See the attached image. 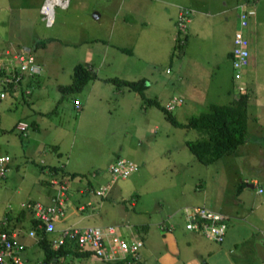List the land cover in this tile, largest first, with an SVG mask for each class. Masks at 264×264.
<instances>
[{
	"label": "rangeland",
	"instance_id": "1",
	"mask_svg": "<svg viewBox=\"0 0 264 264\" xmlns=\"http://www.w3.org/2000/svg\"><path fill=\"white\" fill-rule=\"evenodd\" d=\"M190 1L66 0L45 15L40 0H0L1 45L12 50L13 41L44 39L41 46L30 45L41 64L27 82L30 93L23 91L27 75L0 98V154L9 156V168L0 178V229L20 225L27 241L25 264L41 262L43 251L27 234L29 222L23 218L18 224L14 215L27 208L29 199L48 202L45 195L54 191L49 179L62 176L50 165L77 174L67 179V199L56 226H112L126 241L138 238L142 244L135 264H166L160 236L166 230L178 238L183 230L184 236L194 231L185 227V207L223 211L234 206L236 214L247 209V202L255 208L264 199V0ZM242 2L248 58L241 78L235 79L231 48L238 10L233 5ZM180 7L188 11L183 28L177 25ZM77 62L94 77L80 90L64 87L62 92L59 85L70 83ZM107 77L139 80L140 90ZM239 84L249 93L244 142L210 162L197 160L186 141L202 137L203 131L175 125L166 114L182 124L211 103H228ZM173 95L181 102L166 113L158 105L165 109ZM17 120L27 122L24 132L14 125ZM117 158L137 168L113 176L110 166ZM258 173L263 191L247 187L240 192L239 180ZM76 183L89 193L77 192ZM102 185H107L105 194L96 195L93 190ZM260 209L258 222L264 224ZM207 240L214 248L222 242ZM58 260L108 262L69 254Z\"/></svg>",
	"mask_w": 264,
	"mask_h": 264
},
{
	"label": "built area",
	"instance_id": "2",
	"mask_svg": "<svg viewBox=\"0 0 264 264\" xmlns=\"http://www.w3.org/2000/svg\"><path fill=\"white\" fill-rule=\"evenodd\" d=\"M54 4L64 6L66 0H42L40 11L48 15L52 13ZM179 9L177 25L179 28H183L188 11L182 7ZM237 10L238 23L233 34L231 48V65L235 79L241 78L242 68L246 66L248 58L247 43L243 32V28L247 24V13L243 2L238 3ZM40 66L30 52L8 49L0 50V98L5 95V86L10 85L15 87L23 77L36 74L40 70ZM244 87L243 84H239L238 91H242ZM24 91L28 92V89L25 88ZM180 102L181 99L173 95L166 102L165 109L171 110ZM14 125L24 132L28 124L24 120H17ZM8 168L9 156L0 154V178L3 177ZM136 168L137 164L135 162L125 158H117L111 164L110 171L113 176L124 177ZM51 183L57 184V192L49 204L26 201L25 206L30 207L33 216L42 221L41 226L44 231L53 234L50 237L52 246H58L65 240L70 239L82 249L90 250L93 258L103 262L121 259L125 256H131L133 259L139 258L137 252L142 241L138 238H133L130 241L120 238L112 226L87 225L83 227L56 228L55 222L60 219L59 216L63 212V206L67 198L66 181L61 178L60 182H58L57 178H52ZM106 189L107 185H102L93 190V192L96 195H104ZM78 208L83 209L84 206L80 204ZM184 210L187 215L186 228L193 229L214 241H221L223 239L227 224L225 216L221 212L204 206H195L192 209L185 207ZM28 235L35 236L33 229H28ZM22 249L23 243L18 241L14 233L0 230V264H6L7 261L11 264H22L19 254ZM52 261H41L36 264L61 263L58 259Z\"/></svg>",
	"mask_w": 264,
	"mask_h": 264
},
{
	"label": "trees",
	"instance_id": "3",
	"mask_svg": "<svg viewBox=\"0 0 264 264\" xmlns=\"http://www.w3.org/2000/svg\"><path fill=\"white\" fill-rule=\"evenodd\" d=\"M44 43V39L39 38L32 43L33 48L41 46ZM71 81L67 86L59 85L61 91L64 92V87L68 89L80 90L83 85L91 78L94 77V73L89 69L86 64L77 62L74 64L71 73ZM117 82L120 85H125L128 88L140 90L141 82L139 80L129 81L121 80L118 77H107L105 80ZM10 86H5V89ZM249 98V93L245 90L239 91L228 103L208 105L206 110L200 111L197 115L191 116L184 123L175 122L170 114L166 112L163 106L158 105L160 109L165 110L166 116L176 125H183L187 127L197 128L203 131L204 135L196 140H187L186 145L194 154L195 158L201 162H210L212 159L217 158L223 154L233 151L237 145L243 143L246 133L247 112L246 104ZM155 100L149 102L154 103ZM60 166L50 165L49 169L56 171V168ZM62 177L72 179L75 172L72 171H60ZM241 186L243 183L240 184ZM27 207V206H26ZM7 218L8 214L6 215ZM25 218L29 222V228L33 229L36 242L43 251L42 261L48 262L54 259H62L67 254L77 257L91 256V251L82 249L73 240L67 239L58 246H52L50 237L53 234L47 233L41 226L42 221H39L32 214L31 208H20L14 215V220H21ZM40 224V226H38ZM0 230H6L5 226H2ZM137 259H133L131 256H125L121 259H114L107 262V264H135Z\"/></svg>",
	"mask_w": 264,
	"mask_h": 264
},
{
	"label": "crops",
	"instance_id": "4",
	"mask_svg": "<svg viewBox=\"0 0 264 264\" xmlns=\"http://www.w3.org/2000/svg\"><path fill=\"white\" fill-rule=\"evenodd\" d=\"M188 2H191V1L188 0ZM40 3H41V0L39 4ZM237 5L238 3L236 5L234 3L233 6L237 8ZM137 6L138 5L136 4V7ZM173 14L175 15L174 12ZM99 16H100L99 12H95V17H99ZM144 21L145 20H143V22ZM33 37L34 36L31 37L28 43H25L22 41H13L14 48L12 49V51L30 52L31 50H33L30 45H32V43L35 41V40L33 41ZM93 38L97 39L99 37L98 35H95ZM37 39H39L38 35H36V40ZM19 43H21V45H19ZM2 49L11 50L10 47L0 44V50ZM31 54L33 55V53ZM33 57L35 58V55H33ZM35 61L39 63L38 59L36 58H35ZM34 75L36 74L27 76L25 88L28 89V92H25L23 90L25 93H30V90H29L30 87L27 82L29 78ZM61 170L65 171L66 168L60 166L58 168V171L60 172ZM257 175L258 177L253 176L249 178L248 181H246V179L239 180L237 187L238 189H240V192L244 188H247V187H251V188L254 187L256 192L258 193L262 192L263 191L262 189L263 180L260 179V176H261L260 173H258ZM52 178H57L58 182H60L61 178L64 179L66 181V186H67L66 177L53 176L49 179L50 184H52L51 183ZM241 183H243L242 186L240 185ZM52 186H53L54 191L45 195L46 200H48V202H41L38 200H32V201H37L42 204H49L52 200V197L57 192V184L54 183L52 184ZM75 186L77 188V192L81 193L82 195L89 193L88 192L89 189H85V187L82 186L81 184L76 183ZM28 201H31V200L29 199ZM239 202L240 200H237L235 205L238 206V204H240ZM248 203L249 202H247V205H246L247 209H244L243 213L242 212L238 213V210H237L236 214L233 213L234 206L230 207L229 209H223V211L219 209L216 210L213 207H210V209L212 210L221 212L225 216L226 224L227 222L230 224L229 229L225 230L224 237L221 240L222 242L219 241L220 243L216 248H214L215 246H212L209 243V241L207 240L209 239L208 237L204 236L203 234L195 230L193 232L189 231V233L186 234L185 236L183 235L185 230H183L182 231L183 233H180L179 238L176 236V234H173L172 230H166L164 234L160 236V238L165 242V250L161 253V259L163 260V262H165L166 264H171L173 262H176L177 264H213L212 263V260H213L214 262H216V264H264V224H261L260 222H258V218L262 217V213H260L262 212V209L260 208L264 207V199L258 202L255 205V208H252V206H249ZM230 218H232V220L242 219L244 220V222L243 224L234 225L232 220H230ZM15 222H17V220H15ZM4 225H6V223ZM55 227L59 228V226H56V222H55ZM6 230L14 233L18 241L23 243V246L25 245V242L27 243L26 239H24V236L21 232L20 225L15 226L12 224ZM27 234H28V231H27ZM182 248H184V251H185L184 253L182 252ZM23 251L24 250L22 249L19 254H20L22 264H25L27 255H26V252L24 253ZM203 255L205 256L203 257ZM206 257L208 258V260H206ZM222 257L224 258L222 259ZM37 262H35V264ZM6 264H11V263L7 261Z\"/></svg>",
	"mask_w": 264,
	"mask_h": 264
},
{
	"label": "water",
	"instance_id": "5",
	"mask_svg": "<svg viewBox=\"0 0 264 264\" xmlns=\"http://www.w3.org/2000/svg\"><path fill=\"white\" fill-rule=\"evenodd\" d=\"M52 263H53V261H52Z\"/></svg>",
	"mask_w": 264,
	"mask_h": 264
}]
</instances>
